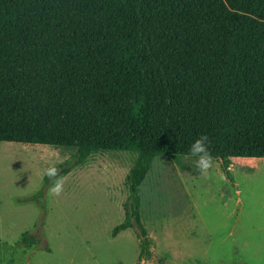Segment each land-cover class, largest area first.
I'll return each instance as SVG.
<instances>
[{"label":"trees","instance_id":"obj_1","mask_svg":"<svg viewBox=\"0 0 264 264\" xmlns=\"http://www.w3.org/2000/svg\"><path fill=\"white\" fill-rule=\"evenodd\" d=\"M201 135L226 173L264 159V0H0V142L75 149L62 175L137 154L112 237L137 229L140 262L139 187Z\"/></svg>","mask_w":264,"mask_h":264},{"label":"rangeland","instance_id":"obj_2","mask_svg":"<svg viewBox=\"0 0 264 264\" xmlns=\"http://www.w3.org/2000/svg\"><path fill=\"white\" fill-rule=\"evenodd\" d=\"M74 154L0 142V264H264V254L243 253L255 228L264 232V159H233L227 173L215 159L206 179L192 156H156L139 187L151 241V257L140 262L137 229L112 237L124 221V183L137 154L91 155L59 174L64 187L55 196L44 172ZM26 232L30 247L19 244Z\"/></svg>","mask_w":264,"mask_h":264},{"label":"clouds","instance_id":"obj_3","mask_svg":"<svg viewBox=\"0 0 264 264\" xmlns=\"http://www.w3.org/2000/svg\"><path fill=\"white\" fill-rule=\"evenodd\" d=\"M209 143V137L207 135H201L192 142L189 149L190 155L195 158L196 169L199 171L200 175L206 179L210 178L216 159L209 149ZM59 171L60 170L52 164L44 172V175L49 179L56 177L49 189L55 196H59L63 192L64 187V177L59 175Z\"/></svg>","mask_w":264,"mask_h":264},{"label":"crops","instance_id":"obj_4","mask_svg":"<svg viewBox=\"0 0 264 264\" xmlns=\"http://www.w3.org/2000/svg\"><path fill=\"white\" fill-rule=\"evenodd\" d=\"M233 159H237V158H233ZM233 159L231 160V162L233 161ZM247 159L249 160L246 162H252V163L255 162V158H247ZM261 229H263L261 226H257L255 228L256 233L251 237L252 246H250V249H245L243 253L264 254V232H260Z\"/></svg>","mask_w":264,"mask_h":264}]
</instances>
